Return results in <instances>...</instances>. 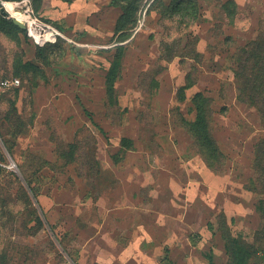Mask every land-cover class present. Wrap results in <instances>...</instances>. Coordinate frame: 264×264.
Segmentation results:
<instances>
[{
	"label": "rangeland",
	"instance_id": "rangeland-1",
	"mask_svg": "<svg viewBox=\"0 0 264 264\" xmlns=\"http://www.w3.org/2000/svg\"><path fill=\"white\" fill-rule=\"evenodd\" d=\"M30 1L64 38L1 3L0 264H264V0Z\"/></svg>",
	"mask_w": 264,
	"mask_h": 264
},
{
	"label": "built area",
	"instance_id": "built-area-1",
	"mask_svg": "<svg viewBox=\"0 0 264 264\" xmlns=\"http://www.w3.org/2000/svg\"><path fill=\"white\" fill-rule=\"evenodd\" d=\"M1 3L3 5V9H5L4 7L6 3H12L15 5H18L19 3H23L27 5L29 9L32 7L30 0H23L22 2H7V1L1 0ZM25 17H28V20L25 19L21 22L24 23L25 26H27L29 37L32 38L38 45H44L48 42L55 41L58 38H64V35L58 28H55L54 26L43 23L39 18L33 17L32 14L26 15ZM19 86H20L19 79L1 80L0 81V95L8 90L17 88Z\"/></svg>",
	"mask_w": 264,
	"mask_h": 264
},
{
	"label": "trees",
	"instance_id": "trees-1",
	"mask_svg": "<svg viewBox=\"0 0 264 264\" xmlns=\"http://www.w3.org/2000/svg\"><path fill=\"white\" fill-rule=\"evenodd\" d=\"M7 2H22L23 0H3ZM0 6H1V0H0ZM172 14L177 15L181 18H189L192 22H194L199 13V5L197 0H177L175 5L173 6V9L171 11ZM13 28H16L19 30V27L12 24ZM120 63H115L114 67L110 70L107 76V81L109 84L114 83L115 79L118 77V70H119ZM127 142V141H124ZM229 241L226 238V251L231 259L230 264H248L246 261V257L240 256L238 254V249L236 247L237 242H233L230 237H228ZM236 247V248H235Z\"/></svg>",
	"mask_w": 264,
	"mask_h": 264
},
{
	"label": "bare ground",
	"instance_id": "bare-ground-1",
	"mask_svg": "<svg viewBox=\"0 0 264 264\" xmlns=\"http://www.w3.org/2000/svg\"><path fill=\"white\" fill-rule=\"evenodd\" d=\"M6 11L10 14L11 17L23 21V20H28V17H24L21 12L18 11V7L15 4L12 3H6L5 7Z\"/></svg>",
	"mask_w": 264,
	"mask_h": 264
},
{
	"label": "water",
	"instance_id": "water-1",
	"mask_svg": "<svg viewBox=\"0 0 264 264\" xmlns=\"http://www.w3.org/2000/svg\"><path fill=\"white\" fill-rule=\"evenodd\" d=\"M7 13H8V12H6L4 9H2V14H3V15L6 16ZM14 23H15L17 26L21 27L22 29H25V28H26L25 24L22 23V22H20V21L17 20V19H14Z\"/></svg>",
	"mask_w": 264,
	"mask_h": 264
}]
</instances>
